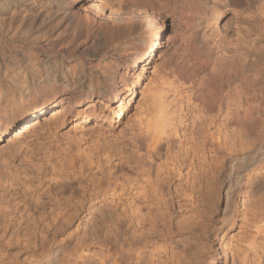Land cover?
I'll use <instances>...</instances> for the list:
<instances>
[{
    "label": "rangeland",
    "instance_id": "1",
    "mask_svg": "<svg viewBox=\"0 0 264 264\" xmlns=\"http://www.w3.org/2000/svg\"><path fill=\"white\" fill-rule=\"evenodd\" d=\"M71 5L91 33L75 38L61 16L52 18V34L64 42L50 54L74 69L66 87L33 85L22 54L2 60L0 264H47L49 256L58 264H264V122L249 136L225 109L200 105L167 61L172 23L165 9H127L124 0ZM154 24L162 29L156 51L127 68ZM112 72L120 93L104 102L119 108L137 78L136 96L121 121L102 122L105 103L80 90L109 86ZM157 93L174 118L161 140H149ZM43 98L66 112L57 120L48 112L8 143L6 124ZM94 108L71 129L79 112ZM52 209L64 218L54 221Z\"/></svg>",
    "mask_w": 264,
    "mask_h": 264
},
{
    "label": "bare ground",
    "instance_id": "2",
    "mask_svg": "<svg viewBox=\"0 0 264 264\" xmlns=\"http://www.w3.org/2000/svg\"><path fill=\"white\" fill-rule=\"evenodd\" d=\"M72 1L78 0H0V72L4 65L2 60L6 63L8 53L15 52L25 56L23 70L26 71L31 66L35 80L32 81L33 85L45 84L52 87L60 83L66 87L72 80L70 74H73L74 69L50 54L54 44L64 42L61 34H52L55 28L52 18L61 16L66 24L65 32L71 31L75 38L83 35L87 28V34L90 32L87 19L84 18L83 22L75 19L71 10ZM124 3L127 9H165L164 12L170 16L172 23V34L166 45L170 53L167 61L171 70L177 77L192 84V92L204 109H225L239 124L241 131L245 130L249 136L257 134V129L264 122V0H124ZM93 7L101 11L99 3L95 2ZM226 16L227 20L221 25ZM161 33L162 29L154 24L150 38L143 39V47L134 53L127 68H135L139 55H145V60L151 58L160 44L158 40ZM93 38L94 43L97 42V37ZM30 48L34 50L29 51ZM59 52L63 53L64 49ZM1 82L4 84L0 79ZM8 82L13 84L17 79L13 78ZM109 82V86L99 85L100 83L97 86L94 83L81 87L82 96H92L97 92L98 101L115 99L120 90L114 73L109 76ZM137 84L136 78L119 108L104 102V114L98 116L100 121H121L135 99ZM157 94L153 101L155 115L148 124L149 140H161L174 118L167 110L165 96ZM48 112L51 118L55 117L57 120L58 115L66 112V109L55 107L54 102L47 98L36 101L15 120L6 124L9 133L7 142H13L15 138L20 141L25 133L40 124ZM94 112L95 108L94 111L79 112L71 129L77 130L91 119ZM18 118L22 119L19 126L11 130ZM2 139L1 135L0 143L5 141ZM52 214L54 221L65 216L58 209L51 211L49 215ZM57 224L51 225L56 229L63 226ZM107 235L109 234L105 235L108 238ZM117 259L115 263L119 264ZM58 261L50 256L46 259L47 264H58Z\"/></svg>",
    "mask_w": 264,
    "mask_h": 264
}]
</instances>
